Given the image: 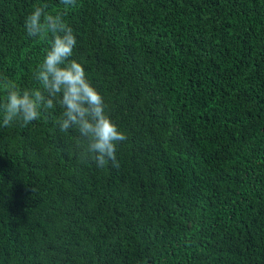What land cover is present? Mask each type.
<instances>
[{
	"label": "trees",
	"instance_id": "1",
	"mask_svg": "<svg viewBox=\"0 0 264 264\" xmlns=\"http://www.w3.org/2000/svg\"><path fill=\"white\" fill-rule=\"evenodd\" d=\"M45 4L128 139L98 169L59 106L0 127V264H264V0H0V79L21 90Z\"/></svg>",
	"mask_w": 264,
	"mask_h": 264
},
{
	"label": "clouds",
	"instance_id": "2",
	"mask_svg": "<svg viewBox=\"0 0 264 264\" xmlns=\"http://www.w3.org/2000/svg\"><path fill=\"white\" fill-rule=\"evenodd\" d=\"M64 10L78 6V0H60ZM47 5L34 6L25 17L24 27L29 38L47 41L44 56L33 72L38 87L21 90L12 81L0 79V90L6 93L0 102V127L19 123L26 126L41 118L42 111H62L55 121L61 132L75 129L82 143L80 156L98 169L118 168L117 144L128 137L120 131L105 112L102 96L85 78L80 63L70 59L76 45L73 30L63 19L46 11Z\"/></svg>",
	"mask_w": 264,
	"mask_h": 264
}]
</instances>
